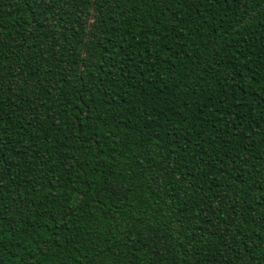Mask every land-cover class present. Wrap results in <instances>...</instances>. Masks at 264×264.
<instances>
[{
    "label": "trees",
    "instance_id": "1",
    "mask_svg": "<svg viewBox=\"0 0 264 264\" xmlns=\"http://www.w3.org/2000/svg\"><path fill=\"white\" fill-rule=\"evenodd\" d=\"M0 264H264V0H0Z\"/></svg>",
    "mask_w": 264,
    "mask_h": 264
}]
</instances>
